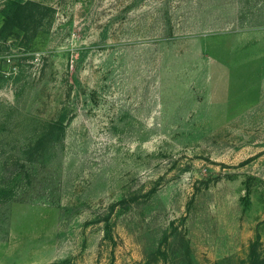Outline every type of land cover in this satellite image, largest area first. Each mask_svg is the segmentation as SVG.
I'll use <instances>...</instances> for the list:
<instances>
[{
	"label": "rangeland",
	"instance_id": "rangeland-1",
	"mask_svg": "<svg viewBox=\"0 0 264 264\" xmlns=\"http://www.w3.org/2000/svg\"><path fill=\"white\" fill-rule=\"evenodd\" d=\"M20 1L0 36V264H249L264 0Z\"/></svg>",
	"mask_w": 264,
	"mask_h": 264
},
{
	"label": "trees",
	"instance_id": "trees-1",
	"mask_svg": "<svg viewBox=\"0 0 264 264\" xmlns=\"http://www.w3.org/2000/svg\"><path fill=\"white\" fill-rule=\"evenodd\" d=\"M29 4L34 5L35 3L32 1L29 3H23L20 0L9 1L2 11L5 23L0 29L1 37L6 38L10 36L14 24L23 17L22 15L26 12ZM51 127L54 129L63 128V120H57L55 123L51 124ZM52 128H50V130L54 131ZM249 264H264V242L261 240L260 236L251 245Z\"/></svg>",
	"mask_w": 264,
	"mask_h": 264
},
{
	"label": "built area",
	"instance_id": "built-area-1",
	"mask_svg": "<svg viewBox=\"0 0 264 264\" xmlns=\"http://www.w3.org/2000/svg\"><path fill=\"white\" fill-rule=\"evenodd\" d=\"M0 3H1V0H0Z\"/></svg>",
	"mask_w": 264,
	"mask_h": 264
}]
</instances>
